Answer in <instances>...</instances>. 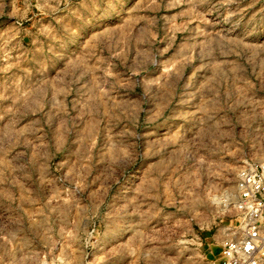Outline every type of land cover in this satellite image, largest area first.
I'll return each instance as SVG.
<instances>
[{
    "label": "rangeland",
    "instance_id": "374dc122",
    "mask_svg": "<svg viewBox=\"0 0 264 264\" xmlns=\"http://www.w3.org/2000/svg\"><path fill=\"white\" fill-rule=\"evenodd\" d=\"M264 163V0H0V264H217Z\"/></svg>",
    "mask_w": 264,
    "mask_h": 264
},
{
    "label": "built area",
    "instance_id": "2783aa9c",
    "mask_svg": "<svg viewBox=\"0 0 264 264\" xmlns=\"http://www.w3.org/2000/svg\"><path fill=\"white\" fill-rule=\"evenodd\" d=\"M233 207L237 226L221 240L217 264H264V163L237 171Z\"/></svg>",
    "mask_w": 264,
    "mask_h": 264
}]
</instances>
